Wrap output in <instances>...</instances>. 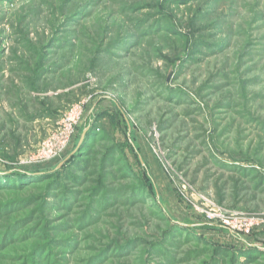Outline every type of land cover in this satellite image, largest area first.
<instances>
[{
	"label": "rangeland",
	"instance_id": "rangeland-1",
	"mask_svg": "<svg viewBox=\"0 0 264 264\" xmlns=\"http://www.w3.org/2000/svg\"><path fill=\"white\" fill-rule=\"evenodd\" d=\"M0 264H264V0H0Z\"/></svg>",
	"mask_w": 264,
	"mask_h": 264
},
{
	"label": "built area",
	"instance_id": "built-area-1",
	"mask_svg": "<svg viewBox=\"0 0 264 264\" xmlns=\"http://www.w3.org/2000/svg\"><path fill=\"white\" fill-rule=\"evenodd\" d=\"M223 217L225 218L224 221H225L226 223H229V222H230V221H229V218H228L227 216H223Z\"/></svg>",
	"mask_w": 264,
	"mask_h": 264
}]
</instances>
